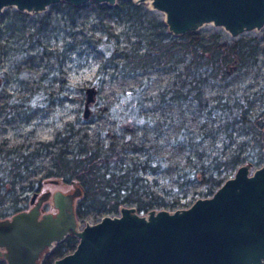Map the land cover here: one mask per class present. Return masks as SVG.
Returning a JSON list of instances; mask_svg holds the SVG:
<instances>
[{
    "label": "trees",
    "instance_id": "16d2710c",
    "mask_svg": "<svg viewBox=\"0 0 264 264\" xmlns=\"http://www.w3.org/2000/svg\"><path fill=\"white\" fill-rule=\"evenodd\" d=\"M59 2L62 3L60 10L63 17L73 21L79 5ZM91 3L92 10L97 15V29L101 33L93 44L104 55L96 67V74L101 77L108 68L109 73L114 69L134 73L164 64L180 65L187 81L178 87L162 90L161 98L176 103L198 102L199 108L207 105L206 117L211 120L207 132L211 135L208 143L212 145L215 136L223 135L233 145L223 158L218 154L210 156L205 166L191 163L188 173H193L196 179L200 178L202 187L191 194L190 201L195 196H209L225 178L232 175L238 165L248 163L253 168L261 163L264 149V84L240 95L235 90L219 91L206 97V101L202 100L203 90L200 87L215 80L226 82L229 72L245 70L253 63L254 47L246 38H238L228 44L216 32L196 30L172 35L166 30L162 19L142 8L140 3L134 4L131 0H116L112 5ZM1 16L4 17V28L8 32L5 43L17 40L18 44L26 45L23 50L36 47L47 58L55 54L64 57V53L72 48L70 45L66 46L65 42L56 48L48 42H42L46 21L38 20L36 26L27 25L25 13L14 9ZM111 17L118 19L119 29L115 30L103 20ZM15 33L16 39H7L13 38ZM81 43L90 46V42L86 40ZM27 66L33 69L43 67L40 62ZM53 69L51 66L50 72ZM178 75L174 72L175 77ZM45 76L42 73L41 80ZM54 77L50 80H54ZM184 85L188 86L186 90H182ZM65 87L60 78L56 83V90ZM39 88L40 85L37 84L34 92ZM94 88L97 91V87ZM22 90L26 91L24 88ZM49 91L53 93L51 89ZM22 105L26 104L0 100V115L4 114L0 121L6 120L7 114ZM215 111L219 113L215 114ZM234 132L241 135L236 141L233 139ZM205 134L204 132L203 135ZM84 136L77 135L76 130H73V122L68 121L52 140L37 142L34 146L7 144L1 140L0 218L25 209L28 203L26 191H37L38 178L34 182L28 181L26 186H20L18 192L16 188L24 179L25 172L32 168L33 158L41 151L49 155V162L41 169L40 178L60 180L80 189V195L74 204V214L79 222H94L104 214H116L121 205L133 206L136 212L145 213L150 209L172 210L179 206L186 207L190 203H180L179 196L165 199L149 188L151 185L145 175L154 174L158 167L154 164L156 145L153 141H145L143 135H130L121 141L114 138L109 141L85 140ZM195 142L188 137V149H195ZM202 150L203 148L196 149L197 155ZM189 160L186 153L184 161ZM185 180L178 182V186L185 183ZM76 241L73 235H65L42 254L39 264H51L54 258L71 251ZM0 264H4L1 258Z\"/></svg>",
    "mask_w": 264,
    "mask_h": 264
},
{
    "label": "rangeland",
    "instance_id": "374dc122",
    "mask_svg": "<svg viewBox=\"0 0 264 264\" xmlns=\"http://www.w3.org/2000/svg\"><path fill=\"white\" fill-rule=\"evenodd\" d=\"M131 1L137 4L134 0ZM93 3L96 2L93 1ZM139 3L142 8L148 9L158 19H162V13L151 9L148 1ZM78 7L77 16L73 21L63 17L60 10L62 3L59 1L45 6L40 11H23L27 25L36 26L38 20L47 22L46 31L43 33V43L48 42L55 48L60 47L63 42L66 46H72L64 53V57L55 54L50 58L40 54L36 47L23 50L26 47L24 43L18 44L17 40L11 41L16 39V33L13 34V38H7L11 42L5 43L8 32L4 28L5 20L1 15L14 8L4 6L1 9L0 100L6 99L8 103L18 101L27 106L15 107L11 114L6 115V120L0 121V141L3 140L7 144L23 143L34 146L37 142L52 140L56 132L68 121L73 122V130H76L77 135H85V140L109 141L114 138L121 141L130 135H143L145 141H153L156 145L154 164L158 167L154 174L145 175L151 185L149 188L154 194L165 199L179 196L180 203H191L193 200L190 201L191 194L202 187L200 178L196 179L193 173H188L191 163L205 166L210 156L218 154L223 158L231 151L233 145L223 135L215 136L212 145L208 143L211 135L207 132L211 120L210 117H206L207 105L199 108L198 102L176 103L161 98L162 90L178 87L187 81L180 65L164 64L134 73L118 69L109 73L110 68H108L99 77L96 74V67L104 55L101 49L93 44V41L101 35L96 25L97 15L92 10L91 1H86ZM103 20L115 30L119 29L118 19L111 17ZM197 30L216 32L221 40L228 44L238 38H246L254 47L255 57L247 69L229 72L226 82L215 80L211 84L201 85L202 100L206 101V97L219 91L235 90L236 94L240 95L243 92L258 89L264 84V23L258 29L243 31L235 36H231L222 27L211 23H204ZM85 40L90 42V46L81 43ZM37 62H40L43 67L33 69L27 66ZM51 66L54 69L50 72ZM174 72L179 75L175 77ZM42 73L46 75L43 80L40 77ZM52 76H55L54 80H50ZM60 78L66 87L56 90V83ZM175 79H177L176 82H173ZM37 84L40 88L34 92L33 89ZM86 86H96L97 91L94 94V101L88 106L87 115L83 117L81 114L83 89ZM187 87L184 85L182 90H186ZM50 89L53 93H50ZM218 113L215 111V114ZM3 116L4 114H1L0 119ZM204 132L205 135H203ZM240 136L237 132L233 133L235 141ZM188 137L194 142L200 138L204 140L195 142V149H188L186 146ZM179 145H182L181 148ZM202 148L201 154L197 155L196 149ZM186 153L190 158L187 162L184 161ZM48 162L49 155L46 152L41 151L36 155L31 164L32 168L25 172V177L18 184L16 191H19L20 186H26L28 181L34 182L37 178V194L46 190L49 194L54 190L61 192L70 190L73 187L70 183L39 177L41 169ZM183 180L186 182L178 186V182ZM32 192L34 191H26L28 198ZM197 197L200 196H195L194 199ZM77 199H74V204ZM30 205L28 202L25 209ZM46 211H54L50 195L40 205V212ZM79 224L83 223L79 222Z\"/></svg>",
    "mask_w": 264,
    "mask_h": 264
},
{
    "label": "water",
    "instance_id": "95a60500",
    "mask_svg": "<svg viewBox=\"0 0 264 264\" xmlns=\"http://www.w3.org/2000/svg\"><path fill=\"white\" fill-rule=\"evenodd\" d=\"M64 1L113 4L115 0H0L25 12ZM148 1L162 13L172 35L196 31L204 23L220 26L231 36L264 23V0H134ZM82 116L96 89H83ZM28 198L31 204L0 218V258L5 264H39L40 257L65 235L77 241L51 264H264V149L259 165H238L209 195L186 207L136 212L121 205L116 214L79 224L74 214L78 186ZM50 195L53 212H40Z\"/></svg>",
    "mask_w": 264,
    "mask_h": 264
}]
</instances>
